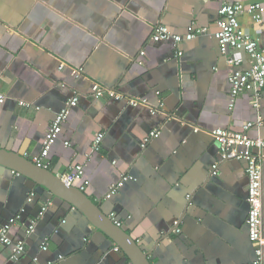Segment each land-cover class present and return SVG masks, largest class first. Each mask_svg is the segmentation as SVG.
<instances>
[{
    "label": "crops",
    "instance_id": "1",
    "mask_svg": "<svg viewBox=\"0 0 264 264\" xmlns=\"http://www.w3.org/2000/svg\"><path fill=\"white\" fill-rule=\"evenodd\" d=\"M229 1L0 0V148L38 156L55 114L77 95L48 169L61 176L82 165L84 178L73 185L120 222L152 264L255 259L246 222L248 162L222 159L213 135L220 128L241 132L258 120L263 125L248 134L264 135V89L259 106L246 91L231 107L233 65L214 35ZM241 21L264 38V21L248 14ZM159 24L183 37L207 30L176 46L152 39ZM233 52L243 58L241 68H250L244 50ZM154 129L160 135L142 147ZM99 133L103 141L93 150ZM262 168L264 219V162ZM123 174L133 178L105 197ZM12 217L9 235L23 240L25 251L15 257L14 245L0 241V264H35V256L55 262L60 255V264H131L79 209L0 165V226Z\"/></svg>",
    "mask_w": 264,
    "mask_h": 264
},
{
    "label": "built area",
    "instance_id": "2",
    "mask_svg": "<svg viewBox=\"0 0 264 264\" xmlns=\"http://www.w3.org/2000/svg\"><path fill=\"white\" fill-rule=\"evenodd\" d=\"M248 14L257 24H263L264 21V4L260 2H253L246 5L243 0H233L224 3L219 9V16L217 19L218 29L215 32V38L218 41L219 48L223 54L228 58L233 68L229 74V81L231 84L230 96L231 107L234 106L238 96L246 91L253 92L254 105L259 106V99L264 89V38L253 36L246 31L241 21V16ZM207 28H197L190 31L186 37L173 33L166 25L159 24L156 26L152 39L154 41L172 40L176 46L184 39L195 38L198 34L206 32ZM234 50H244L251 59V66L248 69H243L240 65L243 58L237 56ZM179 56L183 54L181 50L178 51ZM94 92L96 95L101 96L104 94V89L98 84L94 85ZM5 100V95L0 94V103ZM78 96L70 98L66 106L55 114V117L46 131L44 141L42 144L41 153L33 157L31 160L39 167L48 169L49 164L46 158L56 143L59 135L63 130L64 123L66 122L72 108L76 106ZM133 104L136 103L135 99H131ZM23 105H29L24 101L20 102ZM263 122L258 120L248 122L243 126L241 132H236L228 129L214 130L213 135L217 141L222 159L228 158H245L247 164V202L249 204L247 227L249 238L252 242L255 259L249 264H264V228H263V173L262 163L264 162V135L251 137L248 130L254 126H262ZM160 135V130L154 129L144 138L142 147H145L154 138ZM104 134L99 133L95 136L92 148L98 150L103 141ZM65 145L69 146L70 142L65 141ZM244 149V150H241ZM218 164L213 165V173L217 174ZM62 180L73 185L77 180L84 178V167L77 165L72 171L60 176ZM133 178L130 174H123L120 179L113 183L109 191L106 193L107 198L116 194L126 182ZM85 185L89 184V180L84 181ZM45 208V207H44ZM111 218L117 225L120 222ZM17 218L12 217L7 222L0 226V241L14 245L15 257L19 256L25 251V244L23 240L14 242L9 233L12 226L16 223ZM34 226L31 225L27 229V233H31ZM49 246L48 239L42 245V250H47ZM62 255L59 256L58 261H45L41 262L38 256L33 258L35 264H60Z\"/></svg>",
    "mask_w": 264,
    "mask_h": 264
},
{
    "label": "water",
    "instance_id": "3",
    "mask_svg": "<svg viewBox=\"0 0 264 264\" xmlns=\"http://www.w3.org/2000/svg\"><path fill=\"white\" fill-rule=\"evenodd\" d=\"M0 165L28 177L37 186L79 209L97 229L118 245L131 264H152L149 259L150 254L142 249L137 240L105 214L100 205L82 189L65 183L53 171L37 166L31 159L2 148H0Z\"/></svg>",
    "mask_w": 264,
    "mask_h": 264
}]
</instances>
